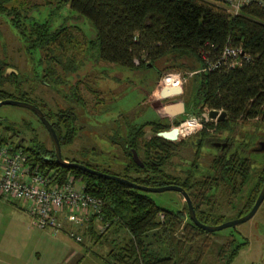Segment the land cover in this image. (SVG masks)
Returning a JSON list of instances; mask_svg holds the SVG:
<instances>
[{
	"label": "trees",
	"instance_id": "obj_1",
	"mask_svg": "<svg viewBox=\"0 0 264 264\" xmlns=\"http://www.w3.org/2000/svg\"><path fill=\"white\" fill-rule=\"evenodd\" d=\"M17 1L0 0V15L6 16L17 31L22 49L30 54L40 53L39 63L47 67L46 75H49L44 78L49 77L55 85L68 86L63 97L66 103L84 104L78 93L82 81L70 84V78L80 74L87 61L96 65L101 62L121 66L135 72L155 71L158 79L164 63L165 70L192 74L187 89L194 94L198 112H189V105L185 104L183 120L188 115L201 118L202 113L217 110L227 113V119L217 126L218 130H228L239 122L264 121V6L258 3L244 7L234 16L219 0H46L45 4L58 2L57 9L69 6L78 16L88 19L96 29V36L89 40L78 27L61 25L53 28L50 21L34 20L30 12L42 5L29 7ZM75 32L83 35L85 50L78 46ZM227 46L241 49L248 60L235 68L209 70L211 64L222 58ZM91 57L94 60L91 61ZM9 70L12 73L8 75ZM18 80L19 71L0 62V102L7 99L28 102L30 93L23 90V82ZM164 82L159 85L160 92L165 90ZM7 86L12 87L13 92H9ZM166 100L156 101L162 105ZM75 105L67 104L64 109L44 113L53 124L62 148L74 143L79 130ZM179 124L175 122V126ZM206 127L201 135L210 136L214 125L206 124ZM147 128H150L151 136L147 135ZM170 128L158 122L127 123L125 136L117 135L113 139L125 156L122 174H113L76 159L65 160L148 187L178 185L196 202L195 192L187 188L185 180L167 172L178 144L166 141L158 134ZM36 136L38 133L31 137L30 143L24 144V140L16 143L1 135L0 145L23 148L29 155L30 165L49 176L54 184L63 185L70 177L81 179L88 194L105 202L107 233L118 229L127 236L118 243L114 241L116 245L108 264H203L209 257H213V261L207 264H234L241 251L249 246L247 239H239L241 233L238 231L231 233L223 243L215 241L216 233L195 226L186 211L165 210L149 193L61 166L54 150ZM133 150L138 153L144 168L135 163ZM247 164L243 180H247L254 162L247 160ZM256 198L255 192L250 207ZM197 217L203 224L210 225L211 217ZM213 220L211 225L223 222ZM107 233H98L97 240ZM156 242L166 247V256L153 247Z\"/></svg>",
	"mask_w": 264,
	"mask_h": 264
},
{
	"label": "rangeland",
	"instance_id": "obj_2",
	"mask_svg": "<svg viewBox=\"0 0 264 264\" xmlns=\"http://www.w3.org/2000/svg\"><path fill=\"white\" fill-rule=\"evenodd\" d=\"M17 2L18 4L25 3L29 7L42 5L41 7L33 8L30 12V17L36 21H50L53 28L61 25L78 27L89 40L96 36V29L92 23L88 19L78 16L69 6H62L57 9L56 4L58 2L53 3L52 1V3L45 4L46 0H18ZM75 33L79 42L78 46L85 50L83 35L80 32ZM21 44L17 31L11 25L9 19L0 15V62L6 63L11 68L19 71L18 81L23 82V90L30 93L28 103L36 105L44 113L64 109L67 104L70 107H74V102L66 103L63 98L65 92L67 94L68 86L61 87L55 85L56 83L49 77L44 78L47 67L39 63L40 53L34 51V54H30L25 51V48L22 49ZM90 59L91 61L94 60L93 57ZM87 63L86 68L80 74L70 78V84L76 83L77 80L82 81L79 85L78 93L84 104L81 106L75 105L79 130L74 143L62 148L64 159H76L96 165L101 170H107L113 174H122L125 166V156L122 149L113 143V139L117 135L125 136L124 132L127 123L141 125L146 122H158L169 125L171 120L164 117L166 113L162 105L166 107L173 103L184 104V106L185 104L189 105V112H198V108L195 106L194 94L187 89L192 77V74L190 75L188 72L174 69L165 70L163 63L161 65L163 68L161 77L158 79V73L155 71L143 70L135 72L121 66L105 65L101 62L97 63V65L95 62L87 61ZM163 82L165 90L175 89L173 87L178 86L181 88L179 89L181 93H173L164 97V91L160 92V86ZM6 89L9 92H13L12 87L7 86ZM184 92L186 93L184 94ZM18 95L15 97L19 98ZM160 95L163 97L158 99L157 96ZM162 99L167 100L160 105L159 101L156 100ZM188 117L189 115L184 120L183 118L179 120L184 123ZM0 120L2 121L0 136H6L16 143L24 140V144H28L31 137L38 133L36 137L44 142L48 148H52L48 133L44 130L38 116L32 111L5 105L0 107ZM149 129L147 128L146 130L149 131ZM237 131L244 134V140L236 139L237 144L242 143L241 146L247 150L245 155L250 156L254 161L251 173L253 177L258 168L264 167V155L254 151L259 139L264 137V123L253 121L247 125L239 124ZM190 136V139L188 137H180L176 141L178 146L167 168L169 174L179 176L182 179L186 177L184 168H189L190 162L195 158V153L198 150L196 135ZM217 151L208 147L201 149L198 175L203 174L206 169L204 165L210 162V156L215 155ZM132 177H135V174ZM149 196L158 206L165 210L178 212L184 209V201H182V197L178 192L149 193ZM7 201L12 202L10 204L11 208H6L11 209L13 216L8 217L6 215L7 211H5L4 225L8 226L10 231L16 235L15 239L17 237H19L18 239L23 238L26 235L29 246L34 243H42V245L44 244V246H41L44 247L43 249H46L50 242L53 244L52 240L54 238L51 235L47 236L48 231H41L32 226V220L24 203L12 200ZM1 210L4 211L2 208ZM237 218V213H230L222 221L226 223ZM213 219L216 218L211 217L210 225L214 223ZM234 230L241 233L239 234L240 240L247 239L249 241V246L241 251L234 264H264V201L251 220L239 225L236 229L227 228L216 232L214 240L223 243ZM124 234L126 235L125 232ZM124 234L116 241L124 240ZM60 239H63V242L68 244V246H78L72 239L70 240L67 237ZM106 240L105 250H109L107 244H110L112 239L107 237ZM153 245L162 256L167 255V249L162 243L156 242ZM99 250H96V252L99 253ZM208 259L209 262L213 261V257ZM208 261L203 262V264H207Z\"/></svg>",
	"mask_w": 264,
	"mask_h": 264
},
{
	"label": "built area",
	"instance_id": "obj_3",
	"mask_svg": "<svg viewBox=\"0 0 264 264\" xmlns=\"http://www.w3.org/2000/svg\"><path fill=\"white\" fill-rule=\"evenodd\" d=\"M219 1L234 16L250 4L264 6V0ZM203 58L207 60L206 57ZM245 60L248 57L241 49L227 46L222 58L208 69L235 68ZM173 88L181 89L178 86ZM163 96L157 98L161 99ZM177 128L180 137H188L202 130L203 124L196 116L189 115ZM0 197L24 203L33 226L39 230L59 232L65 228L66 223L75 228L93 224L99 234H105L109 229V224L105 222V202L88 194L81 179L70 177L63 185L52 183L49 176L30 165L29 155L23 148L11 144L0 145ZM163 218L162 215L161 219ZM69 235L82 241L74 229L70 230Z\"/></svg>",
	"mask_w": 264,
	"mask_h": 264
},
{
	"label": "flooded vegetation",
	"instance_id": "obj_4",
	"mask_svg": "<svg viewBox=\"0 0 264 264\" xmlns=\"http://www.w3.org/2000/svg\"><path fill=\"white\" fill-rule=\"evenodd\" d=\"M226 119L227 117L224 120H220V116L216 119H210L208 121L203 119V117L198 118V120L203 124V129L197 131L195 134L192 135H196L195 137L198 139V150L195 153V158L190 162L189 168H184L186 177L183 180H185L184 183L187 188L190 189L191 192H195L194 198H196V202H194L189 193L183 187L182 188L190 197L196 216H213L217 220H223L225 217H228V214L237 213V219L242 218L252 210L264 186V181L261 182L264 167L258 168L257 172L254 174L253 177L251 175L253 171L252 168V171H250L247 180L242 179V176L248 166L247 160L252 162L254 161L250 158V156L245 155L247 150L241 146L242 143L237 144L236 140H244V134L240 131H237L239 124L247 125L253 121L264 123V121L257 119L248 122H239L238 124L233 125L228 130H218L217 126L223 123ZM173 122V127H178L183 121L181 122V120L175 119L171 122V124ZM175 122H180V124L178 126H175ZM40 123L42 124L41 121ZM206 124L214 125V128L210 129V136L201 135V132L205 128H207ZM42 126L47 132L43 124ZM169 126L171 125L169 124ZM147 135L151 136V131H148ZM190 137L191 136H188L189 139ZM50 140L52 143L51 149H53L55 152V147L51 137ZM176 141L170 142H174L175 144H177ZM184 144L186 145V143ZM203 147H208L209 149H214L218 151L215 153V155L210 156V162L204 165V168L206 169L203 174L198 175V172L200 170L199 159H201V149ZM254 151L264 155V137L259 139L258 144L254 147ZM255 192L257 193V198L255 199L254 204L250 207V201L252 199V195ZM181 197L182 201H184L183 211L187 212V216L190 219L187 201L184 196L181 195ZM224 222L225 221H223L221 224H223Z\"/></svg>",
	"mask_w": 264,
	"mask_h": 264
},
{
	"label": "crops",
	"instance_id": "obj_5",
	"mask_svg": "<svg viewBox=\"0 0 264 264\" xmlns=\"http://www.w3.org/2000/svg\"><path fill=\"white\" fill-rule=\"evenodd\" d=\"M179 104L173 103L168 106L177 108ZM166 107H163L165 113ZM185 114L186 108L184 113L176 111L175 116L166 113L164 117H167L172 122L175 119L182 118ZM7 200L0 197V207L4 209L3 211L0 208V264H108L109 255L116 243H118L116 240L124 234V231L111 229L105 237L98 241L97 237L99 234L96 232L93 224L75 228L66 223L65 228L59 232L54 233L55 231L53 232V230H46L50 233H47V236L51 235L54 238L52 240L53 244L50 242L46 249L41 247L44 246L42 243H34L32 246H29L26 235L23 238L18 239L19 237H17L15 239L16 235L10 231L8 226L4 225L5 211H7L6 215L8 217L13 216V213L10 211L11 209L6 208H11L10 204L12 202H8ZM71 229H74L77 235L81 236V242L69 235ZM59 236L72 239L78 246H68V244L63 242V239H60L62 237L59 238ZM107 237H111L112 239L111 243L107 244L109 250H105ZM98 249H100L99 253L96 252Z\"/></svg>",
	"mask_w": 264,
	"mask_h": 264
},
{
	"label": "water",
	"instance_id": "obj_6",
	"mask_svg": "<svg viewBox=\"0 0 264 264\" xmlns=\"http://www.w3.org/2000/svg\"><path fill=\"white\" fill-rule=\"evenodd\" d=\"M10 73H12V70L8 71V75ZM173 93L180 94L181 91L179 89H167V90H164L163 95L165 97H167ZM5 105L25 108V109L32 111L33 113H35L38 116L39 120L42 122V124L44 125V127L46 128L47 132L49 133V135L52 139V142H53L54 147H55V158L61 166L79 169V170H82L83 172L95 175L97 177L122 182V183H125L126 185H128L129 187H131L135 190L145 192V193H162V192H166V191L178 192L182 196H184V198L187 201L190 220L193 222V224L195 226H197L198 228H200V229H202L208 233H216V232L222 231V230L227 229V228H237L239 225L248 222L249 220H251L256 215L258 209L260 208L261 204L264 201V186H263L252 210L247 215H245L244 217L230 221V222L223 223L221 225L203 224L197 218L193 204L191 202V199L182 187L177 186V185H167V186H162V187H148V186H144V185H139V184L132 182L130 180H127V179H123L119 176H114L111 174H106V173H103V172H100L97 170H93V169H91V168H89L83 164H79L76 162H68L63 158L61 143H60V140L58 138V135H57L53 125L49 122V120L46 118L44 112L39 107H37L36 105H33L31 103H28V102L14 100V99H7V100H3L0 102V107L5 106ZM165 110H166V113L172 114L173 116H175L176 111H181L182 113H184L185 112V106H184V104H179L177 108H174L172 106H167ZM219 116H220V120H224L227 117V113L226 112H220L217 110H211L208 112H204L202 114L203 119H205L206 121H208L210 119H216ZM173 125H174V122L171 124V128L169 131L161 132L158 134V136L162 137L166 140H169V141L178 140L180 131L177 127H173ZM132 153H133V158H134L135 163L138 166L144 168L145 165L143 164L142 160L140 159L138 153L135 150H133Z\"/></svg>",
	"mask_w": 264,
	"mask_h": 264
}]
</instances>
